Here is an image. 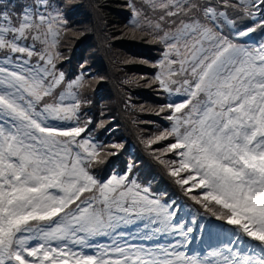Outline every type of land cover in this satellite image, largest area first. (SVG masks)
Instances as JSON below:
<instances>
[{
	"label": "snow or ice",
	"instance_id": "6c2138e0",
	"mask_svg": "<svg viewBox=\"0 0 264 264\" xmlns=\"http://www.w3.org/2000/svg\"><path fill=\"white\" fill-rule=\"evenodd\" d=\"M82 6L0 0V264H264V40L248 42L264 35V0L126 4L125 27L162 45L147 86L165 94L155 114L168 123L145 150L201 215L231 229L207 254L186 251L196 228L133 177L135 163L99 174L123 148L98 144L82 121L83 90L105 77L87 58L71 79L58 64L60 45L90 31L73 19ZM91 7L103 20L104 5ZM130 227L141 241L179 238L127 242Z\"/></svg>",
	"mask_w": 264,
	"mask_h": 264
},
{
	"label": "trees",
	"instance_id": "16d2710c",
	"mask_svg": "<svg viewBox=\"0 0 264 264\" xmlns=\"http://www.w3.org/2000/svg\"><path fill=\"white\" fill-rule=\"evenodd\" d=\"M78 2L83 6L75 11L73 19L85 21L90 31L87 37L75 44L66 41L60 45L65 59L58 64H62V70L71 79L81 60L87 58L93 72L105 77L99 86L92 81L91 87L83 90L91 104L83 109L82 121L92 120L91 135L98 144L120 143L123 148L117 155L108 157L109 162L99 174H122L135 163L133 177L141 185L149 187L152 195L175 204V211L184 212L186 218L190 219L191 214L197 218L204 210L184 195L163 166L151 156L142 154L148 153L142 140L168 123L155 114L160 104L165 102V94L156 86H147L155 72L151 64L160 58L162 45L150 42V38H142V33H133L125 27L131 17V10L126 7L130 0H99L104 5L100 13L103 20L97 19L91 7L97 0ZM113 33L121 38L112 42L110 37ZM141 60L149 63L142 64ZM126 80L128 83H124ZM101 121L104 122L103 127L98 126ZM203 217L207 224L213 222L228 228L214 218ZM177 219H180L179 215Z\"/></svg>",
	"mask_w": 264,
	"mask_h": 264
},
{
	"label": "rangeland",
	"instance_id": "374dc122",
	"mask_svg": "<svg viewBox=\"0 0 264 264\" xmlns=\"http://www.w3.org/2000/svg\"><path fill=\"white\" fill-rule=\"evenodd\" d=\"M136 4L137 5H142L145 3V0H135ZM203 2V0H202ZM213 2H215V0H213ZM149 14L151 15V12H149ZM253 40H256V41H259V40H264V35H261L260 32H257L255 33L253 36L249 37L248 38V42L251 43ZM144 155H149L148 153H142ZM150 156V155H149ZM171 203V202H170ZM170 203H168L169 205H171ZM201 217V215H200ZM190 220V219H189ZM180 221L181 222H185L186 220H183V216L180 218ZM192 220H190V223L191 225L192 224ZM188 222V221H187ZM186 223V222H185ZM189 224V223H188ZM200 225H204V223H201ZM144 229L141 228V231H139V229L137 228L133 233H130L129 236H126L124 239L127 241V242H134V243H137V244H140V243H144L146 246H155L160 240V236H153V238L151 240H147V241H141L139 239V234L140 233H143ZM196 234H200V238L203 240V241H206V244L205 246L208 247V251L211 249V248H214V247H217L221 244L222 241L226 240L228 238V234H224L221 229L219 227H217L216 225H211L210 227L208 228H205V229H201L200 227H196ZM195 234V236H196ZM171 236V235H169ZM135 238V239H133ZM179 238V237H178ZM176 238V239H178ZM208 238V240H207ZM210 239V240H209ZM162 244H165L164 241H167L166 237H162ZM194 241L193 240L189 245L188 247H191L193 246L194 244ZM207 242H211L210 244H208ZM187 247V249H188ZM247 248V246L245 247ZM185 250V249H183ZM94 251V250H93ZM207 254V253H206Z\"/></svg>",
	"mask_w": 264,
	"mask_h": 264
}]
</instances>
